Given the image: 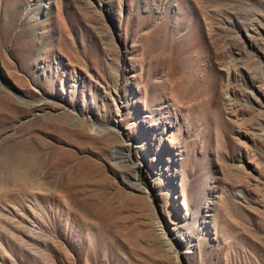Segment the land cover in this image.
Listing matches in <instances>:
<instances>
[{"label":"rangeland","instance_id":"obj_1","mask_svg":"<svg viewBox=\"0 0 264 264\" xmlns=\"http://www.w3.org/2000/svg\"><path fill=\"white\" fill-rule=\"evenodd\" d=\"M0 264H264V0H0Z\"/></svg>","mask_w":264,"mask_h":264},{"label":"bare ground","instance_id":"obj_2","mask_svg":"<svg viewBox=\"0 0 264 264\" xmlns=\"http://www.w3.org/2000/svg\"><path fill=\"white\" fill-rule=\"evenodd\" d=\"M42 155V151L39 148H30L27 152L22 149L20 150L19 148L11 149L10 151L7 152V156L14 161V170L13 173L19 174L18 177L19 180L21 179L22 183L16 186L14 189L11 190H23V191H29L31 188V179H32V174L35 172V169L38 168V172H41L44 170L43 163H37L33 161V157ZM38 188H42L39 184L37 185ZM182 233V232H181ZM174 236L179 237L180 241V246L181 248L187 250L190 247L194 245L193 239L191 238H182L180 237V231L175 230L174 231ZM182 236H184L182 234ZM183 249V251H184Z\"/></svg>","mask_w":264,"mask_h":264}]
</instances>
